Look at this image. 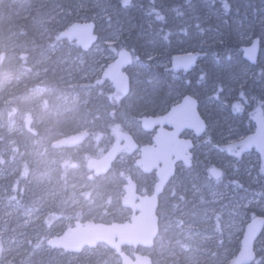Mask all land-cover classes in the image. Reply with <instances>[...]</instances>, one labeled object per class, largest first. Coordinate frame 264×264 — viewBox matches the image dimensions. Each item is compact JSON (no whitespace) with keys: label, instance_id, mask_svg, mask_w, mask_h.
Returning <instances> with one entry per match:
<instances>
[{"label":"rangeland","instance_id":"1","mask_svg":"<svg viewBox=\"0 0 264 264\" xmlns=\"http://www.w3.org/2000/svg\"><path fill=\"white\" fill-rule=\"evenodd\" d=\"M185 5L186 0H178L173 6V9L179 8L184 12V16H177L172 8L169 9L171 15H169L168 21L171 29L175 32L183 29L185 25H187L185 28H191L192 31L196 30L194 26L197 21H194L193 15L187 17V10L190 7L183 9ZM51 6H54L53 2ZM58 10L59 6H54V10L50 11L51 15L48 22L58 20ZM257 11V14L253 15L252 10L246 7L240 12L238 18L243 22L246 30L244 34H241V38L245 41L249 40L251 42L254 39L253 34L255 31L264 40V6L258 7ZM71 12H73L72 14H74L76 20L80 22L89 21V16L95 21H99L101 26L98 32L103 33L104 40L97 43L89 52H85L86 55H76L73 45L66 42L68 45L57 47L39 55L34 60V73L18 72L0 87L2 106L7 105L13 93L20 92L23 88L35 89L34 92H31L30 89L29 92L31 93L25 95L20 101L26 103L27 116L36 124L40 123L43 115L52 116L72 106L75 107L77 104L84 106L90 103L92 93L98 89V79L100 75L102 77L104 68L116 58L112 49L115 48L118 51L123 45L121 29L112 31V27L103 21L111 15V6L107 4V1L102 5L101 0H78L74 11ZM217 18L221 19L222 14H218ZM207 21L208 19H205L201 24L200 29H203V31H191L193 35L190 38L194 41V47L211 45L218 38L219 35L215 32V28L212 27L211 23L204 31L207 24H203ZM147 30V28H144L142 32H139V38L142 39L140 44L144 47L138 49L135 44L130 47L126 45L125 48L137 49L139 54L147 60H149V53L153 55V59H157L159 53L149 51V48L146 47V44L150 47L152 43L149 35L144 33ZM43 35L51 36L49 27L45 26ZM261 55V63L254 71L238 69V75L227 79L223 86L225 93L219 97H211V94H214L215 91V84H210L208 91L204 87L202 89L197 86L192 87L193 94L201 99V109L204 117L210 123L206 134L197 141L199 154L202 147L206 149L207 146L209 147L205 152H201L202 159L210 158L209 152L212 144L209 141V136L214 130L219 129L217 135L219 140L225 141V144L233 142L239 144L241 139L247 137L240 131L238 126H231L229 120L223 118V112L226 111V107L229 106L230 102L237 98L235 95L237 89L241 88V85H244L248 78H252L256 73L264 75V46ZM168 65L169 63H162L160 66L167 67ZM127 71L133 74L138 85L149 78L155 77L153 71L141 62L132 64ZM197 73L198 71H191L190 75L196 76ZM50 77L60 81V89H50L48 91L44 90L43 87L39 89L38 87H41ZM181 79L180 75H172L173 81ZM103 88L107 92L112 86L105 84ZM181 98H178L174 103L180 102ZM252 100L253 97H249V102H252ZM259 110L264 111V101L263 107ZM71 112L75 114L74 110L68 113ZM255 122L256 120L254 121V127ZM87 123L86 119H82L83 126ZM124 123L134 133H144L140 123L131 116H125ZM223 126L226 128L224 129ZM0 133L5 134L11 140L19 137L23 139V142L28 140L24 125L9 115L8 107H3L0 110ZM113 141L114 139L112 143ZM52 142L53 140L50 141V143ZM30 143L31 141L28 140L20 148L21 150L25 149V155L29 157L30 169L28 166H26V169L33 180L37 179V174H41L44 177L42 180L44 182L39 185L41 188L36 192L27 209L7 199L3 203V213L0 216V255L5 264H9L17 257H26L28 250L31 248L30 246L34 248L44 244L47 247L46 243L49 239L61 235L67 228L74 225L76 222L75 215L79 212L89 215L88 220L97 222H104L107 219L108 222L104 223H113L118 217L127 219L130 216L129 210L127 211L128 214H119L114 208L123 195V189L116 195L119 176H123L122 186L125 184L124 177L127 173L134 174L137 177L136 180L143 192H146V190L151 191L153 188L154 183L151 175L142 174L139 168L134 166L138 154L122 157L106 179L98 178L93 181V176L91 177L87 173L89 178L87 180L82 168L86 166L88 159L100 157L104 154L107 149L106 142L89 139L83 145L71 149L67 153H58L48 143L40 142L36 145H32L33 141ZM12 153L11 150L3 152L10 160L0 158V161L3 162L0 165V195L10 193L15 188L12 186V176L19 171V163L15 162L17 157L14 158ZM216 156L217 166L224 171H229L230 176L235 174L234 169L240 167L245 170L247 176H252L255 180L264 176V173L260 172V167L264 163L254 150H245L240 159L227 158L225 153ZM68 158L72 159L70 164L73 168L70 169L69 175L65 178V174L59 175L57 164L66 161ZM125 158H129L132 163L130 162V165H127ZM195 164L199 166L201 163L197 161ZM5 168H9V170L3 171ZM22 168L21 171L25 173L26 169L22 170ZM201 169L203 172L205 171L203 167ZM204 174L199 178L200 181L197 187L192 185L187 187L181 178L184 173L180 171L175 177L176 179L179 176L178 179H172L166 188L165 194L162 195L163 207L159 209L161 214L160 223L163 227L162 232L157 245L150 251H143V253L155 256L156 264H232L234 258L230 257L232 248L230 245L227 249L222 248L221 244L218 243L220 242V236L217 231H222L227 239H239L242 237L245 225L248 222L247 207L254 206L264 211V199L256 197L245 199L243 195L236 196L235 190L228 183H209L207 187H204L206 183ZM177 201L182 202V204L175 209L174 205ZM187 203L192 204L186 206ZM212 209L217 211L213 212ZM217 216H219V219H217ZM181 221L185 222L184 226L180 224ZM256 250L257 252L264 251V233L256 243ZM128 252L132 253V250ZM69 255L66 258L59 257L54 262L57 264H75L78 256L82 255V259H80L82 264L89 263V257L92 253L84 251L78 255ZM95 256L96 264H121L120 258L106 246Z\"/></svg>","mask_w":264,"mask_h":264},{"label":"trees","instance_id":"2","mask_svg":"<svg viewBox=\"0 0 264 264\" xmlns=\"http://www.w3.org/2000/svg\"><path fill=\"white\" fill-rule=\"evenodd\" d=\"M77 1L78 0H0V87L11 76H15L18 72L34 73V60L37 59L39 55L47 53L57 47L72 44L76 55H86L75 43H69L60 37L64 29L72 23L77 22L74 14H72L73 12L70 13V11H74ZM106 1L107 4L111 6V15L103 21L112 27V31L121 29L120 33H122L121 38L123 41L121 49L125 48L126 45L130 47L135 44L138 46V49L144 47L140 44L142 39L139 38V32H142L144 28L148 29L144 33L149 35L152 43L150 47L146 44V47L149 48V51L159 53L157 59L147 60L139 54L137 49H127L133 54V64L139 62L143 63L153 71L155 77L149 78L138 85L136 84L133 74L128 72L131 77L132 87L130 94L127 97H123L113 87L105 92L103 86L105 84H111L100 75L98 79V89L92 93L90 103L84 106L77 104L75 107L72 106L74 107L73 109L70 107L52 116L43 115L39 124L30 120L26 112V103L20 101L25 95L34 92L35 89L30 88V90L29 88H23L20 92L13 93L7 105L2 106V102H0V110L3 107H8L9 115L14 117L18 122H22L24 131L28 134V140L31 141V143L32 141L34 142L32 145L43 142L48 143L52 147L54 141L83 130H88L90 132L91 135L89 139L106 142L107 149L112 145L115 130L132 132L138 141H146L148 139L146 133H134L125 125V116L129 115L137 121V119L143 115L164 114L175 104L174 102L178 98L184 97L187 94L195 96L192 90L194 86L201 89L204 87L206 91H208L210 84H215V91L214 94H211V97H219L225 93V89L223 88L225 81L238 75V69L254 71L261 63L262 55H260L259 62L256 66L250 65L243 58L242 47L250 44V41H245L241 38V34H244L246 30L243 22H241L238 17H240V12L246 7L252 10L253 15H256L258 7L264 6V0H227L230 5L227 13H225L222 7L221 0H215V3H212L211 0H186V5L183 6V9L190 7V9L187 10V17L192 15L198 17V19H194V21H197L196 25L199 24L200 27L202 26V22L208 19V21L203 24H207L204 27V31L207 30L208 24L211 23L212 27L215 28V32L219 35L215 42L203 47H194V41L190 38L193 35L192 32H197L199 30L196 25L194 26L196 29L195 31H192L191 28H185L187 25H183V29H187V35H185L182 30L175 32L171 29V25L168 21L169 15H171L169 9H173V6L178 0H155V7L164 10L166 16L165 22H157L154 18H150L146 15V12L152 7L151 0H131L130 6L127 8L122 6L120 0H101L102 5H104ZM52 2L54 6H59V15L57 21L48 22L51 15L50 11L54 10V6H51ZM218 14H222L221 19L217 18ZM89 21H94L99 31L101 23L95 21L91 16H89ZM45 26L49 27L51 30L50 37H48V35H43ZM167 32H171V35L168 40H164L163 35ZM98 34L100 36L98 43H100L104 40V36L103 33L98 32ZM253 37L261 38L263 49V38L259 36L256 31ZM187 51H193L192 53H196L200 57L199 65L192 70L198 71L196 76H191L190 72H175L172 69L170 63L172 57L177 54L188 53ZM136 57L139 58L138 61L135 59ZM162 63H169V65L167 67H161L160 65ZM172 75H180L182 79L173 81ZM201 76H203V79H201ZM263 77L264 75L261 73H256L252 78H248L243 87L237 89L235 93L237 98L232 100L229 106L226 107V111L223 112V118L229 120L231 126H238L245 136L250 135L254 130L255 120L252 118V114L263 107ZM60 86V81L50 77L47 82L38 88L42 89L43 87L44 90L48 91L50 89L59 90ZM29 90L31 92H29ZM241 91L244 93L243 96L240 95ZM251 96L253 100L249 102V97ZM196 98L199 100L200 113L204 117V113L201 109V99L199 97ZM237 103L241 105L242 110H234L233 105ZM70 109L74 110L75 114L73 112L68 113L71 111ZM82 119L88 121L84 126L82 125ZM205 120L207 121L206 118ZM207 124L209 129V121H207ZM223 128L225 129L226 127L223 126ZM218 131L219 129L214 130L209 136V141L212 144V146H210L211 151L209 152L210 158L205 160L201 158L202 153L209 148L208 146L207 149L202 147L200 150L201 155L199 152L196 154V161H200L201 164L199 166L197 164L193 165L187 169L184 175H181L183 182L186 184L185 186L190 187L192 185L197 187L200 181L199 178L205 172L204 178L206 179V183L204 187H207L209 183H228L229 186L235 190L236 196L240 197V195H243L245 199L249 197L264 199V176L255 180L252 176H247L245 170L240 167L234 169L235 174L231 176L229 171H224V175L219 181L208 177V168L217 165V154L220 156L225 153L227 158L233 157L240 159V157L237 158L226 151L228 144H225V141L219 140L217 135ZM52 140L53 142L50 143ZM27 141L23 142V139L20 137L11 140L5 134L0 133V158L10 160L3 152L5 150H11L13 152L12 156H14V158L17 157L15 162L19 163V171L12 176V186L15 188H13L10 193L0 195V216L3 213L2 207L6 199L27 209L33 197H35L36 192L40 190L41 187L39 185L44 182L42 181L44 177L41 174H37V179L33 180L32 176L29 175V171L26 169V166L30 169L29 157L25 155V149L21 150L20 148L21 145L27 143ZM70 150L71 149H61L56 151L58 153H67ZM126 155H133V153L123 154L121 158L127 157ZM125 159L127 165H130V162L132 163L129 158ZM71 160L72 159L68 158L66 161L57 164L60 176L65 174L66 178V176L69 175L70 169L73 168L70 164ZM2 164L3 162L0 161V165ZM201 167L205 170L204 172ZM21 168L22 170L25 168L26 172L24 173L21 171ZM82 169L85 172L86 179L89 180L88 174H90L91 177L93 174L88 171L86 166ZM8 170L9 168H5L3 171ZM108 175L109 173L102 177L93 176L92 180L96 181L98 178L106 179ZM204 178L201 179L203 180ZM122 180L123 176H119L118 186H116V195L122 191ZM181 204L182 202L177 201L174 205L175 209ZM190 204L192 203H187L185 205L189 206ZM161 207H163V199L160 200L159 209ZM114 208L119 214H128V210L122 207L121 200L117 202ZM258 215L264 216V211L254 206L247 207L246 216L248 221ZM75 217L76 221H87L89 215H84L79 212ZM159 217L161 218L160 213ZM125 220L126 219H122V217H118L115 222H123ZM104 222H108V220L105 219ZM180 224L184 226L185 222L181 221ZM162 229L163 227H161L160 223V234ZM217 233L220 236V242L218 243H220L224 249L229 248L228 246L230 245L232 248L230 257H235L240 249L242 237L232 240L227 239L220 230L217 231ZM158 239L155 246L158 243ZM30 247L32 248L33 246ZM31 248L28 250L26 257H17L9 264H57L54 262L57 258H66L70 256V253L53 250L46 247L44 244ZM103 248L104 246L100 245L96 249H85V252L92 253V255L89 257V263L86 262L84 264H96L95 255H98ZM218 254L220 253L218 252ZM81 256L82 255L78 256L75 264H82L80 261V259H82ZM152 258L153 264H156L155 256H152ZM257 260H264V251L257 252ZM0 264H5L1 255Z\"/></svg>","mask_w":264,"mask_h":264},{"label":"water","instance_id":"3","mask_svg":"<svg viewBox=\"0 0 264 264\" xmlns=\"http://www.w3.org/2000/svg\"><path fill=\"white\" fill-rule=\"evenodd\" d=\"M91 24L94 25L93 29L91 28ZM93 36L96 38L93 39ZM60 37L69 43H75L76 46L79 47L83 52H89L92 50L100 39L97 25L94 21L74 22L61 32ZM254 44L256 46V51L253 54V58H250L245 50L253 47ZM123 49L129 51V53L132 54L129 49ZM261 50V38L256 37L252 40V42H250V44L242 47V56L250 65L256 66L260 59ZM189 53L195 55L196 59L186 71L183 66H177L174 63V58L185 56ZM114 61L109 63L104 68L102 72V78L108 81L121 96L127 97L130 94L132 87L131 77L127 70L133 62L130 65L125 66L123 69L125 74L129 77V92L124 94V92L117 86L116 82L112 78L111 65ZM199 61L200 57L196 53H181L172 57L171 66L175 72L188 73L199 65ZM186 96L191 97L193 100L194 110L204 123V129L199 134H197L195 130L191 128H184L178 134V139L180 141L190 142L192 145L190 149L192 167L193 154L191 151L194 148V143L192 140L184 139L181 136L184 132L189 131L193 132L197 138H200L207 132L208 124L200 113L199 100L191 94H187L184 97ZM184 97L180 102L172 105L164 114L143 115L138 118L141 129L146 133L153 134L150 143L141 145L137 142L135 136L132 133L115 130L114 142L112 143V146L107 149L100 158L93 157L87 161L86 167L88 171L93 173L95 177H102L112 171L114 164L119 160L124 151L130 150L139 154L135 165L140 168L142 173H156L157 182L153 187V192L146 195H141L138 192V185L132 176H128L125 179V185L123 187L124 195L121 199V205L123 208L129 209L131 211L130 218L124 222L113 223L97 222L94 220L76 221L73 226L67 228L61 235H56L49 239L46 243L47 247L70 254H81L85 249H96L98 246L104 245L112 250L120 258L121 264H153L152 256L148 253H143L142 251H150L155 246L156 240L160 234V217L158 215L160 197L164 193V190L168 186L171 179L174 177L177 164L183 163L180 160H176L174 153L171 151L170 141L174 138L176 129L172 126V124L167 122L166 117L168 116L169 112H171L172 108H174L179 103H183ZM146 119L156 120L159 122L154 124H146ZM256 129L257 122H255L254 130L248 136L255 135ZM90 135L91 134L88 130H83L78 133L64 136L54 141L52 143V148L56 150L74 149L83 145L90 138ZM249 149L254 150L259 155L260 160L264 163V157L260 155L254 146ZM185 166L190 168L188 165ZM219 170L223 173L221 169ZM212 178L217 180L214 177ZM255 217L258 220H264L263 215H258ZM252 222L253 218L250 219L245 225L240 242V249L234 257V260L238 259L240 256L248 225ZM263 233L264 225H258L256 238L252 242L256 259V243ZM128 249L133 250V253L129 254L127 252Z\"/></svg>","mask_w":264,"mask_h":264},{"label":"snow or ice","instance_id":"4","mask_svg":"<svg viewBox=\"0 0 264 264\" xmlns=\"http://www.w3.org/2000/svg\"><path fill=\"white\" fill-rule=\"evenodd\" d=\"M120 2L124 8H127L130 6L131 0H120ZM211 2L215 3V0H211ZM151 3L152 7L146 12V15L150 18H154V20L157 22H165L166 16L164 14V10L157 9L155 7V0H151ZM221 3L225 13H227L230 8L229 3L227 2V0H221ZM173 11H175L177 16L185 15V13L182 12L179 8L173 9ZM194 18L198 19V17ZM93 27L94 25L91 24L92 29ZM196 27L200 31H203V29H200L199 24H197ZM181 30L184 32L185 35L188 34L187 29ZM170 35L171 32L165 33L163 35V39L168 40ZM95 38L96 37L93 36V39ZM116 39L118 40L119 38L117 37ZM112 50L115 52L116 55V59L111 65L112 78L116 82L117 86L124 92V94H127L129 92V77L125 74L123 69L125 68V66L130 65L133 62L134 57L132 54L129 53V51L125 49H120L117 51L115 48H113ZM245 51L250 58H253V54L256 51L255 44L253 45V47L248 48ZM153 58V55L149 53L148 59L151 60ZM135 59L137 61L139 60L138 57H136ZM195 59V55L189 53L185 56L175 57L174 63L177 66H183V68L187 71V69L195 62ZM201 79H203V76H201ZM241 87H243V84L241 85ZM240 95H244L243 91H241ZM233 108L237 111L242 110L241 105L239 103L233 105ZM252 118L257 122L256 134L241 139L239 144L233 142L229 143L227 146L226 151L228 153L233 154L237 158L241 157V154L245 152V150L253 146L258 150L260 155L264 157V111L258 109L252 114ZM166 120L168 123L172 124V126L176 129V134L174 135V138L170 141L172 153H174L176 160H180L185 165L191 167L192 157L190 155V149L192 145L190 144V142L180 141L178 139L179 132L184 128L194 129L197 134H199L204 129V123L194 110L193 100L191 99V97H184L183 103H179L174 108H172L171 112H169L168 116L166 117ZM145 122L146 124H154L159 121L146 119ZM233 167H235V165H233ZM260 172L264 173V164L261 165ZM208 173L211 177H214L217 180H219L223 175V173L216 167L209 168ZM182 198L184 197L182 196ZM211 211L215 212L217 210L212 209ZM217 219H219V216H217ZM258 225H264V220H258L254 216L253 222L248 225L247 232L243 240V247L240 252V256L238 259L234 260L232 264H264V260L256 259L252 243L256 238L258 232Z\"/></svg>","mask_w":264,"mask_h":264},{"label":"flooded vegetation","instance_id":"5","mask_svg":"<svg viewBox=\"0 0 264 264\" xmlns=\"http://www.w3.org/2000/svg\"><path fill=\"white\" fill-rule=\"evenodd\" d=\"M144 132V131H143ZM144 133H146V132H144ZM147 135H148V139L146 140V141H138L137 140V138L135 137V139L137 140V142L139 143V144H141V145H143V144H148V143H150L151 142V139H152V136H153V134H151V133H146ZM205 135V134H204ZM203 135V136H204ZM182 138H184V139H188V140H192L193 141V143H194V148L192 149V154H193V165H195V162H197L196 161V154L198 153V145H197V141H198V139L199 138H197L196 136H195V134L193 133V132H189V131H186V132H184L183 134H182V136H181ZM128 153H132L131 151H125L124 152V154H128ZM134 154H137V153H134ZM134 166L136 167V165H135V163H134ZM211 167H217V168H219V169H221L219 166H217V165H213V166H211ZM211 167H209V168H211ZM137 168H139V167H137ZM208 168V169H209ZM187 169H188V167H186L183 163H178L177 164V168H176V173H175V175H174V177L172 178V179H174V180H176V179H178V177L175 179V177L178 175V173L180 172V171H182V173H184L185 174V172L187 171ZM139 170H140V168H139ZM222 171H223V175H224V170L223 169H221ZM141 171V170H140ZM142 174H144V173H142ZM129 175H131L132 177H133V179L136 181V183H137V185H138V191H139V193H141V194H147V193H152V190H153V188H152V190L151 191H148V190H146V192H143V189L141 188V186H139V183H138V181L136 180V176L134 175V174H127L126 173V176H129ZM147 175H151V177H152V182L154 183V185H155V183L157 182V175H156V173L155 172H152V173H150V174H147ZM208 177H211L210 175H209V173H208ZM223 177V176H222ZM212 178V177H211ZM172 179H171V181H172ZM219 180H221V179H219ZM218 180V181H219ZM170 181V182H171ZM169 182V183H170ZM154 185H153V187H154ZM169 185V184H168ZM168 187V186H167ZM166 187V188H167ZM166 190L167 189H165L164 190V193L163 194H165V192H166ZM162 194V195H163ZM161 195V197H160V200H162L163 199V196Z\"/></svg>","mask_w":264,"mask_h":264}]
</instances>
